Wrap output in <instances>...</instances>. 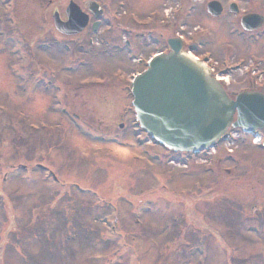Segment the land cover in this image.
<instances>
[{"label": "rangeland", "instance_id": "374dc122", "mask_svg": "<svg viewBox=\"0 0 264 264\" xmlns=\"http://www.w3.org/2000/svg\"><path fill=\"white\" fill-rule=\"evenodd\" d=\"M106 1L96 3L120 13L118 29L98 36L122 47L129 12L144 17L177 5ZM239 1L264 14V0ZM17 3L13 30L21 39L0 32V264H264V150L247 139L198 155L152 144L134 125L128 80L143 65L127 61L129 48L117 53L103 40L88 48V33L53 39L52 13L64 18L66 0ZM9 7L1 1L0 15ZM192 15L179 18L186 37L201 14ZM212 21L204 27L218 25ZM226 23L215 45L235 43L229 53L240 55ZM154 28L156 39L158 22ZM137 41L133 52L143 61L162 46ZM67 55L87 65L68 71L77 63ZM96 76L106 82L90 84Z\"/></svg>", "mask_w": 264, "mask_h": 264}, {"label": "flooded vegetation", "instance_id": "af4514ba", "mask_svg": "<svg viewBox=\"0 0 264 264\" xmlns=\"http://www.w3.org/2000/svg\"><path fill=\"white\" fill-rule=\"evenodd\" d=\"M1 1L3 4L6 3V0H0V2ZM9 1L12 3V11H7V13L5 11L0 15V24L3 25L7 23V27H2V30L0 31L2 32L1 35L3 36V40L4 37L5 39H17V30H13V26L18 23V19L15 17L13 8H16L18 3L17 0ZM48 1L50 2L51 0ZM96 1L97 0H66V4L63 8L64 18H60L63 22L68 20L69 15L75 16V13L80 15L81 12L88 14L89 19L86 26L76 33L60 34L56 31L55 34L60 36L61 39L71 40L72 37L88 33L89 36L86 39V43L90 46L103 40L107 48H115L114 50L117 53L118 51L122 52L124 49L126 50V48H129L128 51H125L127 61H129V63L131 62V65L134 63L136 66L143 65V67L146 65V60L143 61V59L136 56L133 52L134 50H138L137 47L134 46L135 41L137 44V40H142L141 44L145 47L149 45L150 41L152 43H158V46L160 43L162 46L159 52H166L169 48L168 41L176 37H181L186 39L185 41H188L189 43L185 44V48L190 47V51L198 60L204 61L213 73L226 81L225 91L230 97H235V94L241 91L259 93L264 96V14L251 10V8L246 9L241 7L239 0H174L177 1V5L174 8H170L168 12H163L164 8L160 12L157 9H153L148 11L144 17H139L134 12H129V20L132 26L128 27L127 39L123 42L125 46L122 47L120 44L117 42L114 43L110 39L99 38L98 35L101 32L114 33L113 31L118 29V27L115 28V25H118L117 21H119L120 18H118V12L116 10L106 12L100 7V5H98L101 10V15L98 19H95L90 13L89 5L93 2L96 3ZM108 1L112 0H107L106 2ZM212 1H215L220 8V13L218 15H213L207 10L208 3ZM69 9L70 11H68ZM56 13L58 14L57 11ZM199 13L201 14L198 15L200 18L193 24V27L191 28L192 31H190L189 36L186 37L182 32V22L179 20L180 15ZM257 13H260L263 16L262 24L255 30H246L241 25V17L246 14ZM211 19L213 20L212 22L218 23L216 27H213L215 28V31L207 25L204 27V21L211 23L209 22ZM202 21L203 23H201ZM156 22H158L156 33L158 38H150L151 33H153V30L155 29L154 24ZM223 22H227L226 24L230 23L231 37L240 45L238 50H241L243 44L251 47V49H245L241 52L236 50L240 55L235 56L230 55L229 53L236 48L237 44L235 43L225 42L222 43L223 45L220 47H216L215 44H219L220 42H216L215 38H218L217 34H222L217 31V28L219 25L222 26ZM95 23H97V27L93 30ZM135 28H141L142 30L137 33ZM7 31H11L13 35H7ZM62 45L68 53L73 52L69 43L64 42ZM250 50L252 52H250ZM67 61L77 63L72 65L79 67L85 63L84 57L72 60L70 55H68ZM229 62H232V64L228 65ZM229 76H235L236 80L231 82L228 81L227 77ZM240 81H242L244 85L242 88L240 87L239 89H236V86ZM263 131L261 130L258 132L263 134ZM240 139H242V141H245L246 139L248 141L250 140L249 137H244V135H242Z\"/></svg>", "mask_w": 264, "mask_h": 264}, {"label": "water", "instance_id": "95a60500", "mask_svg": "<svg viewBox=\"0 0 264 264\" xmlns=\"http://www.w3.org/2000/svg\"><path fill=\"white\" fill-rule=\"evenodd\" d=\"M170 46L133 81L135 115L146 132L170 149L197 151L225 132L235 110L233 126H264V98L241 94L230 101L177 42Z\"/></svg>", "mask_w": 264, "mask_h": 264}]
</instances>
